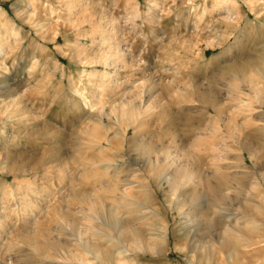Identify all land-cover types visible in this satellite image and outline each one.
Here are the masks:
<instances>
[{"label":"rangeland","instance_id":"374dc122","mask_svg":"<svg viewBox=\"0 0 264 264\" xmlns=\"http://www.w3.org/2000/svg\"><path fill=\"white\" fill-rule=\"evenodd\" d=\"M0 264H264V0H0Z\"/></svg>","mask_w":264,"mask_h":264},{"label":"bare ground","instance_id":"6f19581e","mask_svg":"<svg viewBox=\"0 0 264 264\" xmlns=\"http://www.w3.org/2000/svg\"><path fill=\"white\" fill-rule=\"evenodd\" d=\"M122 180V179H121ZM122 182H124V184H123V186H127V185H131L132 186V184H134L133 186L135 187V186H137V184H136V181H131L130 179H124V180H122ZM122 186V185H121ZM132 186V187H133ZM126 188V187H125ZM127 198V197H126ZM125 199V198H124ZM246 221H247V218L245 219ZM250 221H251V219H250ZM118 247V246H117ZM119 249V248H118ZM120 251V250H119ZM77 261V260H76ZM82 263V262H81Z\"/></svg>","mask_w":264,"mask_h":264}]
</instances>
